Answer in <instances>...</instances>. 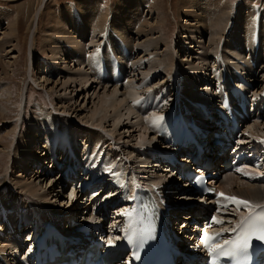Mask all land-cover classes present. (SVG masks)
Instances as JSON below:
<instances>
[{"label":"rangeland","instance_id":"374dc122","mask_svg":"<svg viewBox=\"0 0 264 264\" xmlns=\"http://www.w3.org/2000/svg\"><path fill=\"white\" fill-rule=\"evenodd\" d=\"M100 1L103 10L109 11L121 0ZM147 1L148 3L142 5V10L138 9V14L141 17L140 25L145 23L148 26L149 24L146 22H150L148 29L153 28L154 33H144L138 36L133 33L134 30L138 29L129 30L130 35L128 34V36H132L131 58L129 57L128 66L118 67L120 70L122 68L123 71L126 70L124 72L126 75L123 73L125 78L118 83V79L110 82L109 77L94 78L90 76L92 72L89 71L88 66H83L77 61L79 58H75L78 54L76 56L71 55V53H74L71 47H75L72 31H77L78 29L77 12L70 15L66 23L68 26H65L73 37V40H70L71 44L61 39H56L57 34L53 31L54 27L58 26L59 11L63 10L66 5L71 4L73 11H76L80 7V0H43V2L42 0H0V20L2 21V24L0 23V184L7 183L15 188L14 190L11 189V193L8 194V189L3 192L0 186V199L4 198L5 201H15V199L22 197L26 199L29 195L24 190L26 189L25 184L27 182L37 183L41 187L40 192H49L48 203L50 210L61 211L62 216L68 215L70 218L71 216L76 217L75 214L79 216L77 219L74 218L76 221L78 220L76 225L69 226L70 232L77 224L80 225L86 222L85 218L90 217L91 220H95V217L89 212L98 205L103 204L102 202H113L116 191L113 189L97 191L98 187H92L83 196L84 198L87 197V201L90 198L89 202L84 203L81 198L77 202L79 195L71 203V197L73 198L74 193L70 184L74 181L65 183L62 176L58 175L57 172L59 170L57 169L52 175L47 173L45 169L41 170L39 167V169L31 168L30 164L39 158L44 160H41L44 167H52L51 169L55 167L52 163L58 166L59 162L63 160V158L59 157L58 160L54 158L53 162L49 161V156L53 152L52 150L51 153L49 151L48 135L52 134V139L53 137L55 139H53L51 147L57 144L61 145V143L64 145L68 143V140L72 139L69 136L70 130L66 129V126L70 125L79 131V133H73L76 134L74 135L75 138L73 137L76 143V152L83 153L85 156V154L96 155L104 150L112 151L113 154L110 155L111 158H114L112 162L117 159L120 162L123 161L127 165L126 172L139 176L138 178L144 182H153L156 178L155 175H163L165 179L168 177L175 179L174 171H171L172 175L166 172V168L162 169L163 165H156L158 162L153 161L156 159H152L148 155L156 154L159 149L152 148L149 152L147 151L149 146L164 145L165 141H171L172 138L175 141L181 136L182 131L176 127L174 129L175 134H170L172 138L166 137V135L162 136L158 132L157 127L154 128L153 120L155 117L160 116L166 111L165 109L171 107L174 99L180 103L178 98L183 95L188 98L198 96V103L204 104V100L211 101L214 99V92L209 83L214 79H219L218 81H220V78H222L221 84H223L227 78L236 76L237 80L234 81L233 86L222 89L220 100L213 102L217 104L216 107H224L222 103L231 94L245 86L241 77L243 69L246 68H248V73L251 72L250 79L255 76V72H258L256 86L264 84V52L263 57H260L256 52L244 51L237 57L238 59H234L233 54L229 53L225 47L227 39L233 36L238 28L235 25H237V18L242 15L238 11L240 4L244 6L243 8L248 5L251 6L249 10L255 13L264 9V0H230L229 4H232V12L236 19L232 20L233 23L230 24L224 38L218 44L221 46L219 49L221 57L216 56L217 46L215 45L216 47H214L210 43L212 32H214L212 29H215L213 21H209L208 28L204 29V19L209 14L202 13L197 7L192 8V10H185L187 12L183 11L180 3L183 5L184 0ZM198 1L199 3L201 2V0ZM40 2L44 5L41 6L40 11L35 16V12L41 4ZM133 4L134 2L131 3V6ZM148 4L151 6L150 9L147 6ZM252 24L250 23V25ZM82 27L88 33L91 23L88 25L85 21V25ZM198 28L199 30H197ZM262 29L264 35V24H262ZM221 32L224 33V30H221ZM186 36L190 38L185 39ZM151 37L159 39L155 48L149 46ZM216 38L214 40H218ZM138 44L142 47H139ZM62 45H64L65 50ZM262 45L264 47V43ZM53 51L57 52L56 55H54ZM62 56L64 57L59 59L60 61L54 58H62ZM167 57L173 58L171 60L174 63L171 67L172 70L169 69L171 70L169 72L164 68L163 64H157L158 60ZM80 58L82 59L84 56H80ZM213 60H219V62H214ZM257 61L259 62L258 68L254 66ZM46 62H48L49 66L45 65ZM235 62L240 67L242 65V67H237L239 65H236L237 63ZM46 66L48 70L45 68ZM227 70L228 72H225ZM218 71L221 72V75H219ZM218 75L223 76L218 78ZM85 76L89 78H86V80ZM187 77L191 79L190 85L186 82ZM68 78L69 80H67ZM101 78L104 79L102 80ZM85 81L88 82L85 83ZM117 87L119 92L117 94H121V98L124 97L126 92H134L136 96L129 97L127 100L125 98L124 102L126 104L122 103L120 106L116 105L113 108L108 106L105 108L107 103L105 101L109 96H112L109 94ZM154 88L160 89L162 92L157 89L154 90ZM166 88H168V92L165 91ZM146 90H151V94L144 100V106L148 105V108H138L133 100L146 93ZM101 96L106 100L102 101ZM160 96H162L161 102L153 107L150 102L154 101V98L158 101ZM166 101L169 102L164 104ZM162 106H164L163 111H159ZM196 108L201 107L196 105L194 109ZM105 112L107 117L104 116ZM43 114L48 115L50 118L57 117L55 125L49 126L43 119ZM205 114L206 112H202V116ZM183 117L185 116L180 115L179 120ZM195 118L194 113H191L190 119H187L193 121ZM67 121L69 124L65 126ZM161 123L162 120L157 124ZM248 126V129L245 128L249 133L247 135L249 137L245 138L246 141H250L253 138H261L259 134L264 137V120L260 124L258 121H250ZM55 128L65 130L68 136L55 132ZM252 130L255 132H252ZM92 131L95 133H91ZM53 133L57 135L53 136ZM96 134L100 135V138L102 137L99 150L92 145L95 142L92 135L97 137ZM253 135L254 137H252ZM86 140L89 142L84 143ZM28 143V152L22 153L24 146ZM81 143L84 144L81 145ZM26 154L27 157L25 158ZM128 165L138 167V174L135 170H129ZM86 178L88 177L85 176L84 179ZM239 180L241 179L239 178ZM92 190H94L93 193L87 196L89 191ZM180 191V189H174L170 193V197L175 201V204L179 203V205H182L188 202L192 196H187L185 192L187 190L182 189V192ZM14 196H17V198ZM94 198H97V200L94 201ZM92 201L94 202L90 204ZM67 202L70 206L75 204V202L80 207L83 205L85 212H78L74 207L69 208ZM89 206L91 207L90 209ZM11 207H15V204ZM16 207L14 208L15 210H17ZM79 210L82 209L80 208ZM235 215L233 214L226 218L234 220ZM82 216H84V221L81 219ZM178 219L181 220L182 217L179 216ZM25 231H22V233ZM76 231L77 229H75ZM7 244L8 242L0 236V250L4 249ZM11 245L19 249L20 242H12ZM4 250L2 251L8 253L11 249L9 250L7 247Z\"/></svg>","mask_w":264,"mask_h":264},{"label":"bare ground","instance_id":"6f19581e","mask_svg":"<svg viewBox=\"0 0 264 264\" xmlns=\"http://www.w3.org/2000/svg\"><path fill=\"white\" fill-rule=\"evenodd\" d=\"M80 1H81L80 7L76 11H73V9L71 7L72 4L71 5H66L63 10L59 11V13H58V18L59 19L57 21L58 26L54 27V31H53V32H56V34H57L56 35V39L57 40L61 39L62 41H66L68 43H70V40H73V37L67 31L65 26H68L66 23L68 22L70 15L74 14L75 12H77L78 29H77V31H75V30L72 31V34H74V40L73 41L75 42V47L72 45L74 48L73 47H71V48L74 50V53H71V55L72 56L73 55L76 56L78 54V56L75 57L76 59L79 58L77 61L80 64H83V66L85 65V66H88V68L92 69V70H90V71H92V75H90L88 72H87V74L90 75V76H93L94 78L95 77L99 78L100 76H102V74H105V72L102 71V70H107L108 72L110 71L109 68H110L114 58H116V61H117L118 65H119L118 67L121 68L122 66L123 67L128 66L127 65V64H129L128 63L129 62L128 59H129V57L131 55V51H132L131 50L132 49L131 48L132 36H128L129 30L138 29V30H134L133 31V33L137 34L138 36L140 34H144V33H147V34H149V33L153 34L154 33L153 32V28L152 29H150V28L148 29V26L150 25V22H146L147 19L145 20V22L149 24L148 26L145 25V23L144 24L141 23V25H140L141 17L138 14V9L140 8L142 10V5L144 3H148V1L147 0H138V1L137 0H131L132 1L131 2V1L127 0L128 1L127 2L125 0H121L117 4H115V6H113L112 9L109 10V11H104L103 10L102 5L100 4V2H101L100 0H80ZM42 2H43V0H42ZM133 2H134V4L131 6V3H133ZM229 3H230V0H201L200 3H199L198 0H184L183 1V5H182V3H180L181 6H182L181 8H182L183 11L192 10V8L197 7V8L200 9V11L202 13L209 14V16H205L204 29L206 30L208 28V25H209L208 23H209V21L212 20L215 29H212V30H214V32H212V35H211L212 38L210 39V43L214 47L217 46L216 47L217 48V50H216L217 51V54H216L217 57H221V51L219 50L221 48V46H219L218 44L224 38L225 33H226V31H228L230 24L233 23L232 20L236 19L234 14H233V12H232V8H233L232 4H229ZM42 5H44V4L41 3L40 6L38 7V9L36 10L35 16H36L37 12L40 11ZM147 6H148L149 9L151 8V6L149 4ZM243 7L244 6L241 5V4L238 7L239 13L240 12L242 13L241 17L237 18V20H236L237 21V25H235V26H237L238 28L234 32L233 36H231V37H229L227 39V41L225 43V47H226V49H227V51L229 53L233 54V58L234 59L239 57L241 55V53L244 52V51H250L252 53L256 52L257 54L260 55V57H263L264 47H263L262 44L264 43V40H263L264 39V35H263L262 24H264L263 23L264 9L261 10L260 12L256 11L255 13L254 12L252 13L249 10V8L251 6L248 5L246 8H243ZM185 12H187V11H185ZM199 19H201V18H199ZM207 19H208V21L206 22ZM85 21L87 22L88 25H89V23H91V28L88 31L89 34L82 27V26L85 25ZM1 22L2 21L0 20V23ZM250 23H253V24L250 25ZM241 24H242V29L243 30L241 29ZM70 26H72V25H70ZM197 30H199V28ZM221 30H224V33L221 32ZM186 38L189 39L190 37L186 36L185 39ZM215 38L218 39V40H214ZM158 40L159 39H157V38H152L151 37L150 41H149L151 43L149 44V46L152 47V48H155L156 44L158 43ZM256 42H257V46L255 44ZM102 43H105V44H102ZM138 46L142 47L140 44H138ZM62 47L65 50L64 45H62ZM69 47H70V45H69ZM53 52H54V55H56L57 52L56 51H53ZM80 56H84V58L81 59ZM63 57L64 56H62V58H59V57H54V58H55V60L56 59L59 60V59H63ZM171 59H173V58H169V57L162 58L161 60H158L157 64H159V65L163 64L165 66L164 68L169 72V71L172 70L171 67L174 64V63H172L173 61ZM249 59H251V58H249ZM240 60H242V59H240ZM251 60H253V59H251ZM73 61H74V59H73ZM213 61L214 62H216V61L219 62V60H213ZM220 61H221V59H220ZM231 61H233V60H231ZM243 61H245V60H243ZM137 62L140 63L139 61H137ZM47 63L48 62H46L45 65L49 66V64H47ZM235 63H237V62H235ZM236 65H239V64L237 63ZM47 66L45 67L46 69L48 68ZM230 66H231V64H230ZM237 67L241 68L242 65H241V67H240V65L237 66ZM169 69H171V70H169ZM121 70H122V76H123V73L126 70L123 71V68ZM225 72H228V70L225 71ZM82 73H84V72L82 71ZM218 73H219V75H221L220 71H218ZM108 74H110V73H108ZM185 74H186V72H185ZM124 75H126V74L124 73ZM219 75H218V78L223 76V75L222 76H219ZM108 77L111 80L110 81L108 79L110 82H112V80H114L113 77H112V74H110ZM86 78H89V77L85 76V79ZM83 79H84V77H83ZM186 79H187L186 82L188 84L191 83V79H189L188 77ZM220 79H222V78H220ZM67 80H69V78ZM74 82H75V80H74ZM80 82H81V80H80ZM87 82L88 81H85V83H87ZM117 93H119L118 92V87H117V89L114 88L113 92L111 94L108 93L109 95H112V96H109V97H113V98H109L108 97L107 100L105 99L106 101L104 100V97H103L104 94H102L103 95V96H101L102 97L101 98L102 101L107 102L106 103L107 105L105 104V108L108 107V106H112V108L116 107V105L120 106V104L122 105V103H125L124 102L125 98L127 100V98H129V97H135L136 96V93H134V92H126V93H124V97L121 98V96H120L121 94L118 95ZM106 114L107 113L105 112L104 113L105 117H107ZM43 115H44L43 119H45V122L48 123L49 126H54L55 125V123L57 121L56 120L57 117L56 118H50L46 114H43ZM62 123L63 122H61V124ZM67 124H69L68 121L66 122L65 126ZM63 125H64V123H63ZM256 125H258V124H256ZM68 126H66L67 127L66 129H68V131L70 130L69 131L70 132L69 136L72 139H74L75 138L74 135H76V134H73V133L74 132H78L79 133V131L76 130L75 127H72L70 125H68ZM252 132H255V131L252 130ZM91 133L94 134L95 132L92 131ZM173 133H174V131L172 133H169V134L173 135ZM56 135L54 134L53 136H56ZM96 135H97V137H93L94 135H92V138L95 139V142H93L94 144L92 142L91 143H92V145L94 147H96V149L98 148V150H99L100 149V140H101L102 137L100 138V135L99 136H98V134H96ZM252 137H254V135ZM62 138H64V137H62ZM51 139H52V137L48 140V144H49V147H50L49 148L50 153H51V150H52L51 144L55 140L54 137H53L54 140L53 139L51 140ZM149 141H152V140H149ZM67 142H69V140ZM87 142H89V141H87V140L84 141V143H87ZM83 144L81 143V145H83ZM28 145H29V143L26 146H24L25 148H23L22 153H27L28 152L27 151ZM61 145H62V143H61ZM92 145L90 144V146H92ZM96 155H98V154H96ZM26 157H27V154L25 155V158ZM112 164H114V161L110 165H112ZM169 167H170L169 164H168V166L166 165V167L164 165V167H162V169L164 170V168H166L165 170H167ZM245 168L246 169L242 173L239 172V173H237V175L234 174L233 172L224 173L220 178H218V182L220 183L221 186H223V189L225 191H227L230 194L232 193L233 195H235L239 199L248 200L250 202H263L264 201V183L263 182L260 183V182L253 181L252 178L256 174V172L254 170L250 169V165L249 164H246ZM172 171H174V170H172ZM166 172H168V173H170L172 175L171 171L167 170ZM174 173H175V171H174ZM245 173L248 174V177H246V178H244V174ZM155 176H156V178H155V180L153 182H165V181H167V182L172 181L173 182V180H174L173 178H170V177L165 179V176H163V175L162 176L155 175ZM239 178L241 180H239ZM142 182H144V181H142ZM25 185H26V189H24V190L29 195V197L28 196L26 197V202H33L34 204L37 205V206L34 207L37 211L38 210H42L41 213L42 212H46L45 209L49 208V203H48L49 192H46V191L40 192L41 187H39L37 183L35 184L33 182H30V183L27 182ZM74 185H75L74 183L70 184V186H72V188H73V193H74L73 198L71 197V199H72L71 203L74 202V199H76L77 196L80 195L77 198V200H76L77 202L80 200V198H82L84 196L82 194H79L78 192H75L76 188L74 189ZM166 188H167V186H166ZM97 191H101L100 188H97ZM185 192H186L187 196L189 197V195H188L189 191H185ZM14 197L17 198V196H14ZM89 199H88V201H89ZM96 200H97V198L96 199L94 198V201H96ZM94 201H92L90 204H92ZM191 202H194V201H191ZM68 205H69V208L74 207V209L78 210V212H81V213L85 212L83 210L84 207H82L83 205L80 207V206H78V204H76V202L72 206H70L69 203H68ZM178 205H179V203H178ZM19 206L20 205H16L15 204L16 208H18ZM80 208L82 210H79ZM57 209H59V208H57ZM47 212L50 213V208H49V210ZM75 216L76 217H74V218H76V219L79 217L77 214H75ZM234 220H235V218H234ZM83 221H84V219H83ZM73 225H76V223L71 224V226H73ZM70 227L68 228V230L70 229ZM74 228H75V226H74ZM75 229H79V228H75ZM75 229H74L73 232L76 233V234H79V232H77V231L75 232ZM188 264H195V263L194 262H188Z\"/></svg>","mask_w":264,"mask_h":264},{"label":"snow or ice","instance_id":"6c2138e0","mask_svg":"<svg viewBox=\"0 0 264 264\" xmlns=\"http://www.w3.org/2000/svg\"><path fill=\"white\" fill-rule=\"evenodd\" d=\"M161 120H163L162 116L155 117L153 123L157 124ZM220 195L223 196L224 194L221 193ZM225 199L236 204L237 206H243L249 209V215L247 217H241L240 223L232 230L234 233H236L233 239L225 241L223 245L213 247L210 241H213L217 237L223 235V233H219L216 235V237H206L204 239V244L209 253L213 254L214 256L235 257L246 252L247 249L251 247L253 239L264 241V205H254L248 200L239 199L234 196L225 197ZM124 215L129 217V228L126 231L125 236L129 242H132L133 237L137 233V230L134 226L135 221L133 218V212H125ZM215 222L223 223V221ZM109 243L112 242L110 241Z\"/></svg>","mask_w":264,"mask_h":264}]
</instances>
